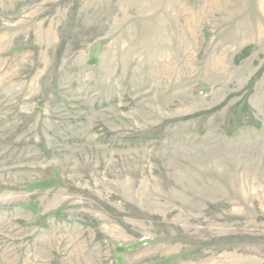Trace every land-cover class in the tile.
Here are the masks:
<instances>
[{
	"label": "rangeland",
	"instance_id": "1",
	"mask_svg": "<svg viewBox=\"0 0 264 264\" xmlns=\"http://www.w3.org/2000/svg\"><path fill=\"white\" fill-rule=\"evenodd\" d=\"M0 264H264V0H0Z\"/></svg>",
	"mask_w": 264,
	"mask_h": 264
}]
</instances>
